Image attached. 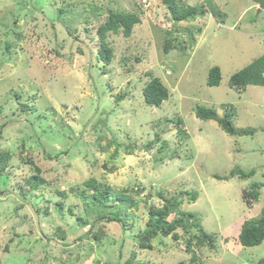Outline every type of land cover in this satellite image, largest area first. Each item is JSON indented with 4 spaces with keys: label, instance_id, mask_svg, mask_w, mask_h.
<instances>
[{
    "label": "rangeland",
    "instance_id": "obj_1",
    "mask_svg": "<svg viewBox=\"0 0 264 264\" xmlns=\"http://www.w3.org/2000/svg\"><path fill=\"white\" fill-rule=\"evenodd\" d=\"M212 1L220 15L206 12L174 23L161 0H0V151L12 154L0 174V264H191L183 239L159 235L143 248L135 238L151 207L163 205L162 195L182 189L199 192L195 201L185 195L182 208L217 236L214 249L195 247L202 264H257L264 258V240L254 246L239 241L243 223L264 207V184L258 201L243 198L252 182L264 183V85L240 91L230 84L235 72L264 54V9L258 11L256 0ZM108 7L134 11L141 22L129 36L108 34L114 58L105 66L95 54L96 30ZM60 8L66 10L61 21ZM66 18L73 24L70 34L61 25ZM197 27L194 43L186 29ZM170 37L177 47L166 52ZM215 65L221 82L209 85ZM149 72L170 90L159 107L144 99ZM198 104L221 116L224 105L232 106L237 128L259 130L231 135L216 120L198 117ZM113 135L136 144L134 152L122 146L114 155ZM234 167L256 172L243 179L214 176ZM33 175L41 179L36 187L28 180ZM92 177L116 191L133 188L137 204L126 231L104 219L94 230L105 235L95 238L78 225L86 211L77 192Z\"/></svg>",
    "mask_w": 264,
    "mask_h": 264
},
{
    "label": "trees",
    "instance_id": "obj_2",
    "mask_svg": "<svg viewBox=\"0 0 264 264\" xmlns=\"http://www.w3.org/2000/svg\"><path fill=\"white\" fill-rule=\"evenodd\" d=\"M162 3L167 7L170 17L174 23H179L182 21H190L198 16H203L206 12H211L214 16L220 15L216 5L212 0H203L200 5H192L186 3L184 0H161ZM143 3V2H142ZM65 8H60L58 10L57 19L61 21V16L65 12ZM65 19V18H64ZM63 19V20H64ZM68 18L63 21L66 33H71L73 30V24H68ZM72 21V20H71ZM141 22L140 16L134 11L120 10L115 8H107V15L105 20L97 26V36L99 48L95 52L97 58L104 62L105 66L110 65L114 58V49L107 40L108 34L110 32H122L125 36L131 35L133 32V27L135 24ZM187 32L191 40L195 43V33L201 32V27H197L196 30L192 28H187ZM171 35L170 32H168ZM167 33V34H168ZM56 35H61V33H56ZM182 44V49H185V45ZM6 50L8 53L11 52L12 43L6 42ZM60 47H65V40L60 43ZM173 44V39L166 38L164 43V49L166 52L175 48ZM1 48V42H0ZM149 79L143 88V95L145 101L150 105L161 106V104L167 100L170 96V90L162 81V79L153 74L152 72L147 73ZM207 82L209 85H219L221 82V68L215 65L210 68L208 73ZM231 86L237 88L238 90H244L248 85H264V54L254 59L247 66L235 72L230 78ZM124 96L123 94L116 95L117 100L120 101ZM22 105V104H21ZM25 105V106H24ZM225 113L221 116L217 110L205 105L198 104L196 106V115L202 119H214L220 126L231 135H253L259 128L247 127V128H237L232 121V110L233 107L229 105H224ZM23 108L27 109V105L23 104ZM101 121V122H100ZM183 119H178V125L182 123ZM100 123L103 119L99 120ZM98 122V123H99ZM106 126V120L102 123ZM182 135L186 133L184 128H180ZM1 134V130H0ZM161 132L156 133V138L159 140ZM104 136L100 135V139ZM155 141L147 142V147L153 146ZM110 144L115 145L114 155L118 152L120 147H124L126 153L132 154L136 148V144H123L119 142L113 135ZM167 142L162 143L161 148H166ZM160 148V151H162ZM11 155L8 152L0 151V174L4 172L9 165L11 160ZM256 170L251 169L245 171L240 167H234L229 175L223 176L219 174H214L218 179H228L234 175L240 178H249L255 174ZM29 182L33 183L36 187L38 186L41 179L37 175L31 176ZM264 183L252 182L249 188L244 189L243 198L244 200L252 204L259 200L261 195V188ZM83 189L79 190L77 194L85 202V216L78 217V225L88 226V231L93 232L95 238H98L101 234H104V230L100 227L95 229V225L99 224L104 219L108 221H117L124 225V231L128 229L127 219L133 216L132 207L137 204L136 198L133 196V188L127 187L123 190L116 191L106 182H100L97 178L92 177L83 182ZM60 194H66L65 191H60ZM162 194H160L161 196ZM185 195L191 201H195L199 192L194 190H180L178 194L170 197H165L164 203L161 207H151L149 218L146 222V226L140 230L137 235H135L138 243L141 247H150L151 240L159 235L169 236L175 241L185 240L187 250L191 253L190 261L191 264H202L200 257L197 253L195 247H203L205 245L209 248H215L217 246L216 239L217 236L205 230L200 219L192 212H187L183 210L182 203L185 200ZM111 201V202H110ZM60 212H63V204L58 203ZM105 213V214H103ZM94 214L92 218L88 215ZM174 216L171 218V215ZM92 219V220H91ZM65 236V235H64ZM264 240V207L261 210L260 215L255 218L246 220L239 233V241L244 246H254L259 245ZM132 257L134 258L136 252L133 250ZM132 259H128L126 264H131ZM185 261H181L178 264H185ZM59 264V263H56ZM189 264V263H188ZM257 264H264V258L258 260Z\"/></svg>",
    "mask_w": 264,
    "mask_h": 264
},
{
    "label": "water",
    "instance_id": "obj_3",
    "mask_svg": "<svg viewBox=\"0 0 264 264\" xmlns=\"http://www.w3.org/2000/svg\"><path fill=\"white\" fill-rule=\"evenodd\" d=\"M258 3H260L261 7L259 8V12L264 8V0H256Z\"/></svg>",
    "mask_w": 264,
    "mask_h": 264
},
{
    "label": "clouds",
    "instance_id": "obj_4",
    "mask_svg": "<svg viewBox=\"0 0 264 264\" xmlns=\"http://www.w3.org/2000/svg\"><path fill=\"white\" fill-rule=\"evenodd\" d=\"M146 1H148V0H146ZM146 1L142 0L143 3L146 2ZM256 7H258V9L261 7L260 3H258L257 1H256ZM263 9H264V8H263ZM263 9H262V10H263ZM153 106H155V105H153ZM157 107H158V106H157Z\"/></svg>",
    "mask_w": 264,
    "mask_h": 264
},
{
    "label": "built area",
    "instance_id": "obj_5",
    "mask_svg": "<svg viewBox=\"0 0 264 264\" xmlns=\"http://www.w3.org/2000/svg\"><path fill=\"white\" fill-rule=\"evenodd\" d=\"M144 1H146V0H144ZM148 3V2H147Z\"/></svg>",
    "mask_w": 264,
    "mask_h": 264
}]
</instances>
